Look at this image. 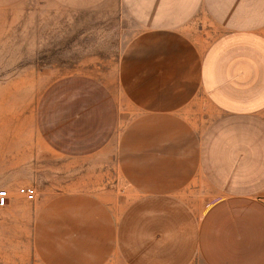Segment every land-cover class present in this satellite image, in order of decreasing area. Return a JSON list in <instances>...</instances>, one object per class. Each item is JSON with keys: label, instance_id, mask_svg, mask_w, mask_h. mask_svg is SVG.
<instances>
[{"label": "crops", "instance_id": "0c3cea01", "mask_svg": "<svg viewBox=\"0 0 264 264\" xmlns=\"http://www.w3.org/2000/svg\"><path fill=\"white\" fill-rule=\"evenodd\" d=\"M50 1L120 13L103 16L105 45L130 32L118 58L86 55L92 70L62 73L38 101V134L69 160L38 166L65 189L35 218L41 262L264 264V0ZM118 175L123 209L101 192ZM197 181L213 195L198 210Z\"/></svg>", "mask_w": 264, "mask_h": 264}, {"label": "rangeland", "instance_id": "374dc122", "mask_svg": "<svg viewBox=\"0 0 264 264\" xmlns=\"http://www.w3.org/2000/svg\"><path fill=\"white\" fill-rule=\"evenodd\" d=\"M102 9L59 11L50 0H20L0 8V189L10 194L8 205L0 207V264H43L34 247L35 218L47 200L65 189L54 186V171L37 170L39 164L69 167V160L56 158L44 145L36 130L37 104L44 89L62 73L92 70L82 59L86 55L111 52L119 57L130 29L125 23L113 29L116 38L105 45L100 27L103 16L113 15L117 20L123 16ZM88 21L95 27L88 28ZM11 160L18 165L4 169L3 163ZM73 173L64 171L61 176L69 180ZM22 187L36 189L35 199L27 200L19 192ZM102 191L115 209L125 208L132 198L120 175ZM186 193L196 210L213 198L199 181Z\"/></svg>", "mask_w": 264, "mask_h": 264}, {"label": "built area", "instance_id": "2783aa9c", "mask_svg": "<svg viewBox=\"0 0 264 264\" xmlns=\"http://www.w3.org/2000/svg\"><path fill=\"white\" fill-rule=\"evenodd\" d=\"M19 192L25 196L27 200H34L36 197V189L33 187H22ZM10 200V194L7 190L0 189V207L8 205Z\"/></svg>", "mask_w": 264, "mask_h": 264}, {"label": "bare ground", "instance_id": "6f19581e", "mask_svg": "<svg viewBox=\"0 0 264 264\" xmlns=\"http://www.w3.org/2000/svg\"><path fill=\"white\" fill-rule=\"evenodd\" d=\"M17 165H18L17 162L12 161V160L7 162V164L3 163L4 169H11V168H13L14 166H17Z\"/></svg>", "mask_w": 264, "mask_h": 264}]
</instances>
